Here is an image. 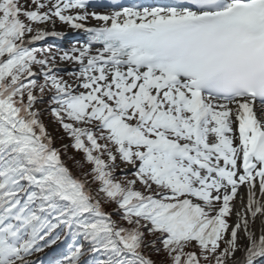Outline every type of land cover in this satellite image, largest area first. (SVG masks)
I'll return each instance as SVG.
<instances>
[{"label":"snow or ice","instance_id":"1","mask_svg":"<svg viewBox=\"0 0 264 264\" xmlns=\"http://www.w3.org/2000/svg\"><path fill=\"white\" fill-rule=\"evenodd\" d=\"M0 264H264V0H0Z\"/></svg>","mask_w":264,"mask_h":264},{"label":"rangeland","instance_id":"2","mask_svg":"<svg viewBox=\"0 0 264 264\" xmlns=\"http://www.w3.org/2000/svg\"><path fill=\"white\" fill-rule=\"evenodd\" d=\"M44 121L48 130L50 131V133L54 138V146L60 147L61 144H68V145L70 144V140L66 136H64L63 131L62 129H60L59 124L53 122L52 117L46 115L44 117ZM61 137H63V139H61Z\"/></svg>","mask_w":264,"mask_h":264},{"label":"trees","instance_id":"3","mask_svg":"<svg viewBox=\"0 0 264 264\" xmlns=\"http://www.w3.org/2000/svg\"><path fill=\"white\" fill-rule=\"evenodd\" d=\"M62 153H63V156L66 158V160L69 162V164L71 165V167L73 168L74 170V173L76 174H79L78 170L74 167L73 165V160L72 159H69V157L71 156H75L77 159H80L82 154L81 153H78L76 152L74 149L71 148H68L67 149V152H65L63 149H62Z\"/></svg>","mask_w":264,"mask_h":264}]
</instances>
